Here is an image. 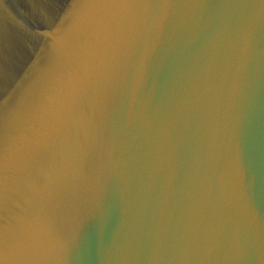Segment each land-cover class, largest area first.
<instances>
[{
  "label": "water",
  "instance_id": "95a60500",
  "mask_svg": "<svg viewBox=\"0 0 264 264\" xmlns=\"http://www.w3.org/2000/svg\"><path fill=\"white\" fill-rule=\"evenodd\" d=\"M0 158L29 264H264V0H0Z\"/></svg>",
  "mask_w": 264,
  "mask_h": 264
},
{
  "label": "snow or ice",
  "instance_id": "6c2138e0",
  "mask_svg": "<svg viewBox=\"0 0 264 264\" xmlns=\"http://www.w3.org/2000/svg\"><path fill=\"white\" fill-rule=\"evenodd\" d=\"M9 180L6 159L0 158V264H29L24 257L33 251L35 240L27 232L13 234L9 228Z\"/></svg>",
  "mask_w": 264,
  "mask_h": 264
}]
</instances>
